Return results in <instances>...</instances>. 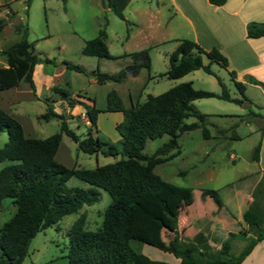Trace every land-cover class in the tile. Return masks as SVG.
<instances>
[{
    "label": "rangeland",
    "instance_id": "rangeland-1",
    "mask_svg": "<svg viewBox=\"0 0 264 264\" xmlns=\"http://www.w3.org/2000/svg\"><path fill=\"white\" fill-rule=\"evenodd\" d=\"M116 1L124 18H120L101 0H6L0 3V16L6 18L0 29V65H5L1 50L21 37V31L13 28L19 21L26 25L25 38L31 44L33 52L41 58L52 60L37 63L38 67L32 77L33 92L21 80L15 86L0 89V106L21 123L25 135L43 137L58 131V118L41 117L46 103H51L53 110L65 116L67 125L76 134L85 135L89 122L84 107L90 105L93 99L98 111L95 119L96 130L91 126V133L119 148L120 136L114 124L121 113L104 110L106 93L111 89L117 93L120 102L127 106L130 101L142 100L146 93H158L184 80H190L194 88L217 92L220 87L215 75H218L228 93L239 96L227 64L211 61L209 67L214 74L205 72L201 67L178 77L163 74L168 66L167 54L177 44V38H190L169 0ZM9 14V17L5 16ZM104 20V40L109 53L118 55L146 48L149 56L148 69L141 67L135 76L128 74L120 81L95 80L89 73L91 69L113 72L130 61L127 55L106 58L81 52L84 40L94 37ZM62 60L81 65L86 73L66 68L61 63ZM202 61L206 62L207 58L202 56ZM147 73L151 77L146 78ZM237 80L251 85V82L257 81L259 85L256 86L261 89V94L256 88L245 85L243 93L250 102L236 103L216 96L193 99V105L206 114L205 125L209 136L203 137L200 127L182 131L177 137V149L173 147L165 152L163 156L169 153L172 155L153 166V171L161 178L175 186L189 187L192 192L190 201L181 203L176 229L172 230L173 221L170 216L162 223L153 218L146 225L141 222L142 231L145 229L144 233L150 234L153 240L171 244L173 238L178 236L186 242L195 231L202 230L208 236V242L213 249H218L220 241L227 237L229 253L236 254L246 243L245 235L251 234L246 231V224L241 221V212L248 204V195L251 197V191L261 176L258 172L262 166L258 159L251 158V151L260 137L257 127L262 119L258 115H251L250 110L264 112V80ZM53 86L59 87V90L53 89ZM61 91L65 92L64 95ZM69 98L73 100L72 105L68 102ZM239 116L247 120H238ZM195 119L194 116L184 118L185 121ZM234 121L237 123L233 129L239 137L230 139L229 126ZM219 128L226 130L219 131ZM167 137V133H162L146 139L141 151L146 154L153 152ZM6 139V132L1 130L0 146ZM119 156V153L104 155L99 151L84 152L63 132L54 154L55 159L64 165L80 167H93ZM7 161L0 160V167ZM65 182L67 185L80 187L90 185L74 175L69 176ZM263 183L262 181L257 185L255 194L263 204L264 216ZM96 188L98 198L95 201L90 204L83 203L76 211L66 213L56 222L36 231L29 239L26 253L19 264H68L65 254L69 225L83 212L84 227L94 229L100 224L102 211L110 200L106 190ZM202 188L215 189L219 202L202 193ZM13 211L14 205L10 198H2L0 225ZM261 226L264 228V220ZM229 231L234 232V235H228ZM243 233L245 235L242 236ZM130 245L151 258L178 264L175 260L177 257L171 252L142 240L130 239Z\"/></svg>",
    "mask_w": 264,
    "mask_h": 264
},
{
    "label": "trees",
    "instance_id": "trees-1",
    "mask_svg": "<svg viewBox=\"0 0 264 264\" xmlns=\"http://www.w3.org/2000/svg\"><path fill=\"white\" fill-rule=\"evenodd\" d=\"M101 1L120 18H124L112 0ZM208 2L221 4L224 0ZM5 16L9 17L10 14ZM5 22L6 18L0 16V29ZM104 24L105 20L94 37L84 40L81 52L106 58L127 55L130 61L113 72L91 69L89 73L95 80L120 81L127 74H136L141 67L148 69L149 56L146 48L118 55L109 53L104 40ZM13 28L21 31V37L1 50L5 65H0V89L15 86L21 80L26 82L33 92L34 65L40 61L52 60L41 58L33 52L31 44L25 38V23L19 21ZM245 34L248 37L264 35V21L248 22ZM202 56L207 58L206 62L202 61ZM167 61L168 66L163 74L169 77H178L198 67L214 74L209 67L211 61L221 65L227 64L225 55L216 47L204 48L189 38H177V44L167 54ZM61 63L66 68L86 73L77 63L66 60ZM229 74L239 96L230 95L218 75H215L220 87L217 92L194 88L190 80H184L158 93H146L142 100H135L127 106L120 102L113 89L107 91L104 110L121 113V117L114 124L120 136L119 148L91 133V126L96 130L95 119L98 111L93 99L90 105L84 107L89 124L83 136L76 134L67 125L65 116L53 110L51 103H46L41 117L58 118L59 129L43 137L25 135L21 123L0 106V131L4 130L7 135V139L0 146V160H8L0 167V202L2 198L9 197L14 205L13 213L0 225V264H19L34 233L56 222L60 216L76 211L83 203L90 204L95 201L98 198L96 187L106 190L110 200L102 211L100 224L94 229L84 227L83 212L69 225L65 254L68 264H170L166 260L154 259L136 251L130 245V239H139L171 252L183 263L240 264L252 245L264 235V228L261 226L264 220L263 204L255 194L257 185L264 182V170L251 191L250 201L241 212V221L246 224V231L251 234L245 235L246 231L242 234L247 237L246 243L236 254L229 253L227 237L220 241L216 250L209 244L208 236L202 230L195 231L186 242L181 240L182 237L175 236L171 244H164L153 240L140 226L142 223L146 225L152 218L162 223L170 216L173 221L172 230L176 229L175 223L181 203L190 201L191 189L175 186L161 178L153 171V166L172 155L169 153L163 156L165 152L173 147L177 149V137L182 131L200 127L202 136H209L205 125L206 114L193 105V99L216 96L236 103L250 102L243 93L244 84L234 79L233 70H229ZM149 77L151 76L147 73V78ZM253 82L257 83L255 80ZM53 89L59 90V87L53 86ZM61 93L64 95L65 92ZM68 102L73 104L70 98ZM250 114L258 115L262 119L257 127L260 137L251 151V158L257 159L260 138L264 133V112L250 110ZM187 116H194L196 119L185 121ZM238 120L247 119L239 116ZM236 123L234 121L229 126L230 139L239 137L233 129ZM225 130L226 128H219V131ZM62 132L84 152L99 151L104 155L119 153L120 156L93 167L66 166L54 157ZM162 133H167L168 137L153 152L146 154L141 151L146 139ZM71 175L90 185H67L65 181ZM201 192L219 202L215 189L202 188ZM228 235H234V232L229 231Z\"/></svg>",
    "mask_w": 264,
    "mask_h": 264
},
{
    "label": "crops",
    "instance_id": "crops-1",
    "mask_svg": "<svg viewBox=\"0 0 264 264\" xmlns=\"http://www.w3.org/2000/svg\"><path fill=\"white\" fill-rule=\"evenodd\" d=\"M112 1L119 7L118 1ZM169 1L175 8L178 20L189 32L191 40L204 48L214 46L225 55L227 66L234 71V79L264 80V35L248 37L245 34L248 22L264 21V0H224L221 4H213L208 0ZM37 67L36 63L32 77ZM251 83L253 85L243 83L244 88L245 85L256 88L261 94V89L256 86L259 84ZM127 94L130 96L129 92ZM262 95L264 96V92ZM257 159L262 166L258 172L260 175L264 170V133L261 136ZM248 197L250 201L251 197ZM175 260L178 264H188L181 262L178 257ZM240 264H264V235L252 245Z\"/></svg>",
    "mask_w": 264,
    "mask_h": 264
}]
</instances>
